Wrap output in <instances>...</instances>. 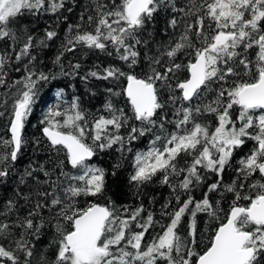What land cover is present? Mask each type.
<instances>
[{
    "label": "snow or ice",
    "instance_id": "1",
    "mask_svg": "<svg viewBox=\"0 0 264 264\" xmlns=\"http://www.w3.org/2000/svg\"><path fill=\"white\" fill-rule=\"evenodd\" d=\"M63 8L65 0H0V40L7 38L14 44L19 42L8 25L25 12L57 13ZM169 8L177 15L183 13L184 17L193 16L195 19L191 23L185 21L179 38L161 53V56L167 57V62L163 63L158 57H147L150 74L146 78H138L132 74L141 57L138 46L147 48L149 44L143 33L159 11ZM67 11L71 12L72 8L68 7ZM177 15H172L166 23L175 28L182 22L178 21ZM87 19L92 23L94 17L88 16ZM75 27L79 29L80 26ZM22 31L26 42L15 55L17 61L30 55L33 47L34 37L27 34V26ZM56 36L55 30H45V40ZM67 44L70 45L66 47L67 51H72L77 44L100 50H106L108 44L113 46L119 59L127 63L129 71L109 66L102 76L96 71L87 75L105 80L126 78L127 88L124 91L130 100L132 115L115 108L111 102L107 103L105 109L109 116H100L93 121L95 134L90 145L84 142L87 121L80 110L79 98L74 99L68 109L61 110L60 106L48 109L41 121L46 125L43 134L50 147L57 153L64 151L65 156L56 162L52 170L42 164L36 167L30 164L24 170L19 183H25V177L35 178L42 173L44 179H35V184L37 188L44 187L35 192V203L29 196L23 197L30 204L27 215L17 216L11 222L0 220V237H14L16 230H22L18 233L19 239L12 240L14 250L0 243V264L6 261L21 264L22 257L18 253L23 254V264H31L29 258L35 250L32 238L39 240L46 225L53 229L49 247L55 249V258L51 264H158L159 261L164 264H193V257L196 258L195 264H264V183H261L264 181V0H205L199 7L193 4L188 9L178 8L176 0H110L108 4L96 5L95 31L78 33ZM254 49H258L255 61L249 58V50ZM181 56L187 57V63L176 62ZM35 59L32 56L29 63ZM10 60L6 53H0V85H6L8 73L5 68ZM59 61L60 56H57L55 62ZM73 68L79 69L80 64H75ZM182 69L187 71V78L176 79L173 84ZM25 72L20 80L12 82L23 87L14 95L8 129L10 138L0 140L6 150L0 154V164L4 165L0 167V183L10 175L9 163L20 159L26 143L23 130L38 98L37 85L49 79L43 72L37 75L30 71L27 65ZM157 82L168 92L167 104L160 100ZM108 92L119 95L112 89ZM62 94L61 90L57 96ZM209 96L212 98L205 103V98ZM168 104L172 105L173 119H169V112L165 111ZM235 106L239 107V115L233 119ZM257 109L261 110V114L254 116L252 113ZM205 114L212 115L216 121L212 131L208 124L197 122V118ZM129 120L141 124L140 128L131 127L127 138L129 142L156 127L163 132L165 124L174 128L163 138L155 136L147 152L136 154L131 182L140 185L161 173V183L169 184L170 175L179 176L184 172L186 174L176 187L188 192L194 182H202V170L217 177L207 186L200 200L189 195L180 203V197L176 196L178 207L166 213L170 223L146 246L142 243L145 235L157 222L151 212L143 222L138 220L144 211L143 205L124 217L117 216L114 208L99 203H89L85 208L76 206L79 197L103 194L106 172L89 161L97 149L111 148L118 143L123 147L125 137L118 133ZM62 128L71 131H62ZM109 128L115 134H108ZM162 139V147L157 148L156 141ZM247 139L256 144L250 154L238 161L236 179L225 184L223 174L230 166L235 151ZM181 153L192 156L191 164L185 169H178L176 165ZM65 168L78 174L65 171ZM254 174H258L260 180L247 184L246 181ZM245 189L249 193L256 191L254 195L243 194ZM214 192H221V200L223 193L232 194L233 199L224 213L223 222L214 229L210 245L206 246V250L197 252V215L202 213L210 221H220V214L224 212L221 200L210 199L209 193ZM16 195H20L19 191ZM241 201L248 203L244 205ZM164 207L167 208L168 204ZM5 208L10 213L18 211L20 205L16 199L10 198ZM45 211L49 212V217H45ZM123 212L128 213L129 209L125 207ZM186 214L187 235L182 237L179 225ZM133 226L139 230H133Z\"/></svg>",
    "mask_w": 264,
    "mask_h": 264
},
{
    "label": "trees",
    "instance_id": "2",
    "mask_svg": "<svg viewBox=\"0 0 264 264\" xmlns=\"http://www.w3.org/2000/svg\"><path fill=\"white\" fill-rule=\"evenodd\" d=\"M119 2V0H117ZM205 0H176L178 8L188 9L193 4L199 7ZM98 3H110V0H65V8L60 9L57 13L50 11H42L36 14H30L25 12L22 17H17L12 20L8 27L12 29L19 42L13 43L10 39L0 40V53H6L11 57L8 62L5 71L8 73L6 77V85H0V140H6L10 138L9 132V119L11 117V110L14 95L18 89H22L23 85L13 84V81L20 80L26 75L25 66H28L30 71H34L37 75L43 72L49 76L47 81H40L38 87V98L33 105L31 115L28 117L23 130V136L26 141L23 151L20 155V159L15 163H9L10 175L7 180L0 183V220H7L9 222L15 221L17 216L27 215V211L30 204L27 203L23 197L29 196L32 203H35V192L43 190V187L37 188L35 179H44L42 173H38L35 178L25 177V183H19L20 178L24 175V170L31 164L33 167L37 165H44L46 169L52 170L55 168L58 160H63L65 152L61 151L57 153L50 145L47 137L43 134L42 124L44 115L47 113L50 107L60 106L61 110L68 109L74 99L79 98L80 110L84 112L85 119L87 121L86 129L87 134L84 137V142L92 144V136L95 134L93 130V121L100 116H109L108 111L105 109V105L109 102L117 109H123L128 115H132V109L130 100L124 91L127 87V80L121 77L119 80L109 78L107 80L100 79L98 77H91L87 74L96 71L101 76L104 75V69L109 66L119 67L122 71L128 72L129 68L127 63L119 59L115 49L111 44H108L106 50H100L96 48H88L86 45L77 44L72 51H67L66 47H70L67 44L69 39H72L78 33L94 32L96 27V5ZM71 7L72 11L68 12L67 8ZM195 11V9H193ZM173 13L171 9L161 10L156 14L153 23L148 25L146 31L143 33V37L149 40L147 48L138 46V50L141 51V57L138 65L132 69V74L138 76V78H146V75L150 74V62L147 57L161 58L163 63L167 62L166 56H161V53L165 50L166 46L175 42L185 28V21L191 23L194 21L193 16L184 17L183 13L177 15L178 25L173 28L169 26L166 21L171 18ZM83 16V19L81 17ZM88 16H93L92 23L88 22ZM65 17L67 19H65ZM79 25V29L75 26ZM27 26L28 33L34 37L33 47L30 49V55L23 56L21 60L15 59L16 53L20 52L23 43L26 42V35L22 29ZM71 26V31L69 28ZM55 30L57 36L52 40H45V30ZM151 34V36H149ZM41 41H45L41 44ZM255 51L258 49L249 50V58L255 61ZM111 53V55H109ZM35 56L36 59L31 61V57ZM60 56L59 63H56V57ZM177 63H187V57L181 56ZM75 64H80L79 69H74ZM20 70L17 71L16 69ZM64 73H67L65 75ZM55 77L54 79L52 77ZM87 76V79L85 77ZM188 73L182 69L172 81L174 84L176 79H186ZM231 83V81L229 82ZM227 86V85H226ZM157 87L160 88V82H157ZM108 89H112L113 93H119L114 95L108 92ZM62 90V96L58 97L57 93ZM209 96L205 98L206 103ZM160 100L162 103L167 104L168 92L167 90L160 88ZM199 102V101H197ZM178 106V105H177ZM172 105L168 104L165 111L169 112V119H173L171 116ZM254 116L261 114V110H254L252 113ZM233 119L239 115V107L235 106V111L232 113ZM197 122L208 124L210 131L214 130L216 121L212 115L205 114L202 117L197 118ZM237 121V126H239ZM140 128L139 121L129 120L128 124L119 130V135L125 137L123 147L121 144H114L111 148L103 150L97 149L94 157L89 161L90 164L96 167L103 168L106 172L105 176V189L102 195L97 197H79L76 201L78 208H85L89 203H99L103 206H108L116 210V215L120 217L127 216L131 211L139 208L143 205L144 211L138 217L140 222L147 217L151 212L153 215L155 225L149 229L143 240V245L151 243L153 238L158 234H161L162 228L170 223L169 216L166 213L173 212L177 207L176 196L180 197V203L188 198L189 195L193 196L195 200L203 198L204 193L207 191V186L216 181L217 177L214 173L208 171H201L203 177L202 182L199 184L193 183L190 186V191L186 192L183 189L176 187L183 179L186 173L181 172L179 176L170 175L169 184L161 183L163 178L161 173H157L151 181L137 185L130 181V176L135 171V157L138 152H147L152 147V142L155 140V136L160 135L162 138L168 133L174 131L171 124H165V131H161L158 127L153 128L151 131L146 132L138 139L129 142L128 133L131 127ZM190 127V125H189ZM62 131H71L68 128L60 129ZM108 134H115L114 130L109 128ZM99 143V142H97ZM163 139L156 141L155 146L157 148L162 147ZM256 142L247 139L245 144L237 149L234 153L233 159L230 162V166L225 170L223 174V182L225 184L231 183L236 179V168L238 167V161L241 157L250 154L251 150L255 146ZM6 150L4 146L0 144V154H3ZM192 162V156L181 153L177 157L176 165L178 169H185ZM119 165V167H116ZM0 167H4L0 164ZM65 171H70L73 174H78L70 168H65ZM114 173V174H113ZM55 179V175L52 177ZM260 180L258 174H254L247 184H253ZM264 183V181H261ZM31 189V191H30ZM19 191L20 195L16 193ZM49 191L51 189L49 188ZM243 194H255L256 190L249 193L247 189L242 190ZM224 198L221 200V192L209 193L211 200H221V207L224 212L221 213L220 221H210L205 214L197 215V246L196 251L202 252L206 250V246L210 245V239L214 229L220 222H223L224 213L227 212L229 205L232 202L233 196L230 193H223ZM16 199L20 205L19 210H13L8 213L5 205L8 199ZM241 204L246 205L248 201H241ZM168 204V207L164 206ZM127 207L128 213L123 212V209ZM45 217H49V212L45 211ZM54 222V221H53ZM209 224L211 227H209ZM188 227V214L182 218L179 225V235L186 236ZM133 230L136 229L133 226ZM17 235L10 238L0 237V243H3L5 247L12 250L15 249L13 239H19L18 233L22 230L18 229ZM53 239V229L50 225H46L42 231L39 240L32 238V243L35 245L34 254L29 259L31 264H51L55 258V249L49 247L50 241ZM22 259L23 254L18 253ZM42 257L44 258L42 260ZM178 259V257H177ZM195 257H193V264H195ZM5 264H10L6 261ZM158 264H164L163 261H159Z\"/></svg>",
    "mask_w": 264,
    "mask_h": 264
},
{
    "label": "water",
    "instance_id": "3",
    "mask_svg": "<svg viewBox=\"0 0 264 264\" xmlns=\"http://www.w3.org/2000/svg\"><path fill=\"white\" fill-rule=\"evenodd\" d=\"M127 88V87H126ZM103 206V205H102Z\"/></svg>",
    "mask_w": 264,
    "mask_h": 264
}]
</instances>
